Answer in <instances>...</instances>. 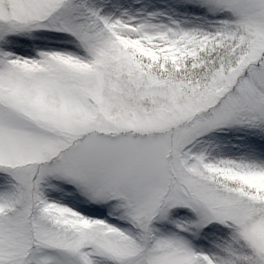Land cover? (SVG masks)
Listing matches in <instances>:
<instances>
[{
	"label": "snow or ice",
	"instance_id": "obj_1",
	"mask_svg": "<svg viewBox=\"0 0 264 264\" xmlns=\"http://www.w3.org/2000/svg\"><path fill=\"white\" fill-rule=\"evenodd\" d=\"M0 264H264V0H0Z\"/></svg>",
	"mask_w": 264,
	"mask_h": 264
},
{
	"label": "rangeland",
	"instance_id": "obj_2",
	"mask_svg": "<svg viewBox=\"0 0 264 264\" xmlns=\"http://www.w3.org/2000/svg\"><path fill=\"white\" fill-rule=\"evenodd\" d=\"M130 2H131V0H130ZM137 7H139V5H136Z\"/></svg>",
	"mask_w": 264,
	"mask_h": 264
}]
</instances>
